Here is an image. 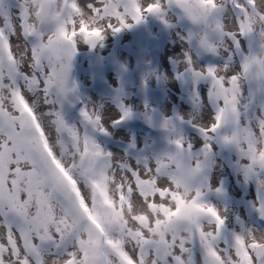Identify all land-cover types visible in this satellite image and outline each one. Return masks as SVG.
I'll return each instance as SVG.
<instances>
[{
  "label": "snow or ice",
  "instance_id": "obj_1",
  "mask_svg": "<svg viewBox=\"0 0 264 264\" xmlns=\"http://www.w3.org/2000/svg\"><path fill=\"white\" fill-rule=\"evenodd\" d=\"M169 11L190 26L175 78L206 119L146 116L167 147L149 156L133 140L115 157L96 111L82 107L79 127L63 114L78 46L103 48L149 15L172 27ZM204 55L217 63L200 67ZM119 111L114 127L134 116ZM217 146L236 153L264 221V0H0V264H264V227L237 217L230 231L210 202L226 199L211 184Z\"/></svg>",
  "mask_w": 264,
  "mask_h": 264
},
{
  "label": "rangeland",
  "instance_id": "obj_2",
  "mask_svg": "<svg viewBox=\"0 0 264 264\" xmlns=\"http://www.w3.org/2000/svg\"><path fill=\"white\" fill-rule=\"evenodd\" d=\"M12 10L15 13V6ZM167 19L172 27H166L159 19L149 15L131 30L116 36L109 33L103 48L92 50L84 44L78 46L70 75V84H75L76 93L63 103V114L68 123L79 127L82 107L96 111L109 131V136L101 135L97 140L115 157H123L126 150L131 151L127 146L133 140L137 149H143L149 156L167 147L166 134L158 127L150 126L146 116L155 115L154 124L162 118L174 119L176 116L183 117L185 121L193 117L197 122L206 119V111L197 114L193 110L189 99L190 88L175 78L177 71L184 67V52L190 51L188 43L181 39L187 36L190 26L179 18L177 11H169ZM217 60L204 55L197 60V64L206 67L217 63ZM119 64L126 65L127 71H121ZM199 88L206 101L208 85L202 82ZM248 94L245 85V99ZM260 101L257 96L256 104L248 113L252 120L260 115ZM120 103L130 107L134 116L114 127L112 121L120 115ZM183 128L187 135H193L187 124ZM237 161L235 152L219 146L215 148L211 184L215 188L223 183L226 199L210 197V202L221 210L227 207L226 226L230 231L238 232L240 226L235 219L240 211L250 215L249 204L256 200V187L253 182L244 184L243 176L236 170ZM249 218L255 221V227H264V221L258 220L254 213Z\"/></svg>",
  "mask_w": 264,
  "mask_h": 264
},
{
  "label": "bare ground",
  "instance_id": "obj_3",
  "mask_svg": "<svg viewBox=\"0 0 264 264\" xmlns=\"http://www.w3.org/2000/svg\"><path fill=\"white\" fill-rule=\"evenodd\" d=\"M144 113H145V112H144ZM145 114H146V113H145ZM248 117H249V114H248ZM238 196H239V194H238ZM237 217H239L241 220H243L246 226H248V227H253V226H255V225L252 223L253 219H252V218H249L250 215H249L247 212H242V211H240V212L238 213ZM246 218H248V219H246ZM235 221H236V219H235Z\"/></svg>",
  "mask_w": 264,
  "mask_h": 264
},
{
  "label": "water",
  "instance_id": "obj_4",
  "mask_svg": "<svg viewBox=\"0 0 264 264\" xmlns=\"http://www.w3.org/2000/svg\"><path fill=\"white\" fill-rule=\"evenodd\" d=\"M149 116H151L152 119L155 120V115L151 114V115H149Z\"/></svg>",
  "mask_w": 264,
  "mask_h": 264
}]
</instances>
